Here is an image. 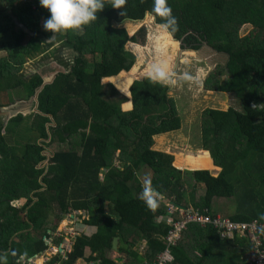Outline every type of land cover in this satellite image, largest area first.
Masks as SVG:
<instances>
[{"label":"trees","instance_id":"1","mask_svg":"<svg viewBox=\"0 0 264 264\" xmlns=\"http://www.w3.org/2000/svg\"><path fill=\"white\" fill-rule=\"evenodd\" d=\"M37 3L0 0V52L4 53L0 94L13 91L17 100L32 97L43 82L36 73L29 77L22 73L27 60L42 53L43 45L60 33L43 28L49 12ZM167 5L177 18L172 37L182 42V50L197 51L205 44L226 57L224 65H217L206 78L204 88L231 94L239 110L208 108L200 116L201 148L221 171L216 177L209 171L183 172L172 166L171 155L152 149L154 136L178 131L182 125L168 86L144 77L132 84L128 98L112 84L101 83L134 64V56L124 48L130 39L116 26L142 21L146 15L157 25L164 22L153 13V0H126L123 15L105 0L97 20L83 26L81 35L68 30L63 36L77 56L71 66L61 62L65 71L39 93L41 114L34 116L30 129H12L21 124L20 115L9 120L4 133L0 122V252L7 264H21V258L44 252L50 243L59 246L63 238L57 235L58 223L77 211L88 213L85 223L96 233L77 237L75 250L63 264H73L85 247L91 251L86 264H116L108 258L115 236L125 253L124 264L153 263L165 249L155 235L165 236L171 227L156 222L169 212L168 201L206 210L212 218L215 200L234 201L235 212L227 213L232 222L264 223V0H167ZM243 25L253 29L241 38L237 30ZM151 36L149 42H154L157 37ZM156 45L172 53L177 48L170 39ZM116 80L118 89L125 91L132 75L122 74ZM129 100L131 106L123 111L121 105ZM50 117L55 126L47 128ZM47 131L53 156L46 168H40L45 145L36 140L47 139ZM20 140L27 144L21 146ZM197 155L181 154L176 165L216 169L207 153ZM146 178L164 197H155L154 210L143 199ZM20 199L27 202L23 207L11 205ZM107 202L113 204L117 222L104 214ZM183 218L174 211L169 220ZM142 238L148 240V247L139 256L132 248ZM252 250L247 232L236 230L221 237L213 227L191 223L170 248L171 264H249ZM57 260L54 257L52 262Z\"/></svg>","mask_w":264,"mask_h":264},{"label":"crops","instance_id":"2","mask_svg":"<svg viewBox=\"0 0 264 264\" xmlns=\"http://www.w3.org/2000/svg\"><path fill=\"white\" fill-rule=\"evenodd\" d=\"M32 0H29V2H31ZM39 1V0H38ZM26 2H28L27 0H26ZM140 22V21H139ZM139 22H126V23H124V24H131L132 26H136V24H138ZM123 24V25H124ZM117 28H119L120 26L118 25V26H116ZM159 27V26H158ZM123 29V28H122ZM141 29V28H140ZM139 28L138 29H135L134 30V32H133V37H129L128 36V34H127V36H128V38L130 39V42L129 43H131V47H136V52L135 53H137V55H139V56H135L134 54H132V52L131 51H129V50H127V48H126V44H125V46H124V48H125V50L126 51H129L133 56H134V64H133V66H132V68L129 70V71H122V72H120L118 75H116V76H113V77H109V78H104V79H102L101 80V83L102 84H108V83H110V84H112L113 86H114V88L120 93V94H122V95H124V96H126V97H128V98H130V94H129V90H130V87L132 86V84L135 82V81H138V80H142L144 77H148L149 78V76H148V69L147 70H143V71H140L141 72V74H139L140 76H138V73H139V70H140V67L142 66V63H141V58L142 59H145L143 56H144V52H140L139 51V49L138 48H143V46L141 45L142 44V42L140 41V40H138V38L136 37V31L137 32H139V30H140ZM125 30V29H124ZM75 32V34H79V35H81L83 32H84V30H82V32H77V31H74ZM145 32L147 33V30H145ZM127 33V32H126ZM151 33H153L152 31H150V37H151ZM156 33L157 34H159L160 33V31L158 30V31H156ZM132 36V35H131ZM54 37H56V36H54ZM53 37V38H54ZM169 37L171 38V40L172 41H175L176 43H177V48H176V51H178V53L175 51V52H173L172 53V49H170L169 50V53H168V55L166 56V57H163L162 59H164V60H166L167 61V63H168V66L171 68V67H180V66H183V64H181L182 62L184 63L185 61H190V63H191V61L192 62H196V60L194 59V56L193 55H197V57H196V59L197 60H202L203 61V66H202V64L200 65V66H198L197 68H199V70L200 69H203V73H204V70H205V68L206 69H208L209 68V66L205 63V59H202V57H204L205 56V53L206 52H204L203 50H201V48L199 49V50H197V51H191V50H184V52H183V54H184V56L185 57H182L181 55L180 56H178L179 55V53L180 52H182V49H181V44H182V42L181 41H177V40H175L173 37H172V35H169ZM133 38L135 39V40H133ZM62 41V40H61ZM47 42H49V41H47ZM46 42V43H47ZM45 43V44H46ZM127 43V42H126ZM179 45V46H178ZM148 46V45H147ZM179 47V48H178ZM68 49H70V50H68L67 51V53H69V54H71L72 55V52H75L72 48H70L69 46H68ZM154 50V49H153ZM180 51V52H179ZM76 53V52H75ZM150 54H151V56H149V58L150 57H152V59L154 58V60H155V62H156V57H157V54H156V52L154 51V53L152 52V51H150ZM136 59H137V64L135 63L136 62ZM180 59H182L181 60V63H178L177 64V61H179ZM150 60V59H149ZM136 64V65H135ZM221 65H224V63L223 64H221ZM69 66H71V65H69ZM138 66H139V70L137 71V69H138ZM64 68V67H63ZM65 70V69H64ZM138 72V73H137ZM178 70L176 69V73H177V77L176 78H178V76L180 75V74H182V70H180V72H179V75H178ZM131 74L132 73V82H131V84L127 87V89L125 90V91H121V90H119L118 89V86H117V80H116V78H118V77H120L122 74ZM58 74V73H57ZM56 74V75H57ZM210 74H208V76H209ZM207 76V77H208ZM206 77V78H207ZM206 78H204L203 77V83H202V87L204 88V82H205V80H206ZM181 82H178L176 85H166V86H168V96L169 97H172V96H170L169 95V93H171V95L173 94V92L175 91V90H177L178 88V91H181V89H180V87H181V84H180ZM186 86H188L187 87V89H191V86H189V85H187L186 84ZM186 89V90H187ZM205 89V88H204ZM207 91H210V90H207ZM213 92H216V91H213ZM217 93H219V92H217ZM176 94V93H175ZM222 94H224V96L223 97H228V98H230L228 95H230L232 98H234L231 94H228V93H222ZM225 94H227V95H225ZM193 97V95H191V93L189 94V97ZM174 100H175V98H174V95H173V97H172ZM16 101H28V99L26 100V99H19V100H17L16 99ZM16 101H14V102H16ZM235 101V100H234ZM194 102V101H193ZM175 103H176V100H175ZM217 103L219 104V101H217ZM226 102L225 101H223V100H221L220 101V105H224ZM124 105H129V107L131 106V102H130V100L129 101H127V102H125V103H123L122 105H121V108L124 106ZM176 107H177V104H176ZM206 109H208V108H206ZM211 109V108H210ZM37 110H38V106H37ZM205 110V109H204ZM204 110H202L201 111V113H200V116H201V114H202V112L204 111ZM214 110H218V109H214ZM220 110V109H219ZM227 110V109H226ZM226 110H220V111H226ZM36 114H38V113H34V112H31V113H27V114H18V115H20V116H22V118H23V120H22V122H21V124H19V125H16V126H13L12 127V129H14L16 132H18V131H23V130H25V131H27L28 129H30V127H31V124H32V122H33V118H34V116L36 115ZM17 115V116H18ZM16 117V116H15ZM15 117H12V118H15ZM12 118H10L9 120H11ZM1 119V118H0ZM9 120L5 123L4 122V119H2L0 122H2V127H3V133H4V129L7 127H9L8 126V123H9ZM50 120H51V124L50 125H47V128H49L50 126H55V123H54V121H53V119L50 117ZM182 126V125H181ZM181 129V128H180ZM179 129V130H180ZM47 133H48V138L47 139H38V140H36V143L37 144H39V145H41V146H44V151H43V153H42V155L44 156V161H42V163L40 164V165H38V166H40V168L41 167H44V168H46L47 166H48V161H49V159L53 156V152H52V150L47 146L49 143H50V141H51V134L47 131ZM178 133L179 132H170V133H165V134H161V135H157V136H154L153 137V141H154V144H155V140H154V138L155 137H158L157 139H156V141L158 142V145H161L162 143L163 144H165L164 145V147L166 146V145H168L169 143H171V148H170V150H176V148H177V146H179V147H181V148H184L185 150H184V154H186V153H189V154H191L192 156H198L197 155V153L198 152H202V153H207V155H208V158L210 159V162H211V165H212V167H214V168H216L215 170L213 169V170H189V169H187L186 167H184V164H183V162H181V164H180V166H177L176 165V159L174 160V158H173V162H172V166L175 168V169H177V170H180V171H183V172H187V173H189V172H194V171H209L211 174H212V176H214V177H216L217 175H218V173L221 171V169L219 168V167H217V166H215V164H214V162H213V159H212V157H211V155H210V153L208 152V151H206V150H203L202 148H201V138H200V141H199V145H198V148L196 149V150H193L192 148H191V146L188 144V145H184L183 144V142L185 141V139H183L182 138V136H181V134H180V139H179V137H178ZM174 138H176L173 142H172V140L174 139ZM19 140V139H18ZM20 143L22 144L21 146H25L26 144H27V141H21L20 140ZM154 144H153V147H154ZM162 144V145H163ZM153 147H152V149H153ZM153 150H155V151H159V152H163V151H160V150H158V149H153ZM47 153H48V155H47ZM163 153H166V154H169V155H171V152H163ZM184 154H182V155H184ZM172 156V155H171ZM173 157V156H172ZM45 162H46V164H45ZM149 172L147 171L146 173H144V175L147 177V176H149ZM155 192V197L157 198V199H164V197L162 196V195H159V193L157 192V191H154ZM27 202H26V200L25 199H20V200H16V201H14V202H12V206L13 207H15V208H21V207H23L25 204H26ZM167 206L169 207V212H167V215L166 216H162V217H159L157 220H156V222L157 223H164L165 225H172V221H170L169 220V217L171 216V214L172 213H170V209H172V211L174 212V211H179L180 212V214H183L184 215V213L186 212V210H188V209H193V210H198V208H193L192 206H189L188 208H186V207H184V206H181V205H178V204H176V203H174V202H170V201H168L167 202ZM177 206H180V207H184L185 208V210H182V209H179V208H177ZM108 211H110V212H108ZM200 211V210H199ZM213 211L215 212V215L214 216H220V217H224V218H228V216H227V213L226 212H222V211H220L219 209H217V207H215L214 209H213ZM202 212H206L207 213V211L206 210H202ZM104 214L106 215V216H109V217H111L114 221H118V219H119V216H118V214L114 211V207H113V204L112 203H109V202H107L106 204H105V209H104ZM213 216V217H214ZM66 217H67V219H68V222L65 220V224H66V227L69 229V230H72V226L74 225L75 227L76 226H79L80 227V234H78L77 232H78V229H77V232L76 233H71V234H66V233H61L60 231H58V233H57V235L58 236H61L62 238H63V242L59 245V246H54V245H52L50 242V244L48 245V249L47 250H45L44 252H41L36 258H34L33 260H32V264H63L64 262H66V261H68L69 260V256L73 253V251L75 250V242H76V238L77 237H80V236H85V237H91L93 234H95L96 233V228L95 227H93V226H90V225H88V224H86L85 223V220H89V215H88V213H86V212H83V211H77V212H71V214H68V215H66ZM230 219V218H229ZM62 222H63V219L61 220ZM60 221V222H61ZM59 222V223H60ZM253 222V221H252ZM255 222H258V223H261V224H264L263 222H259V221H255ZM59 223H58V225H59ZM246 223H250V222H246ZM81 225V226H80ZM81 227H82V229H81ZM171 228V227H170ZM170 230V229H169ZM169 230H168V232H169ZM73 232V231H72ZM168 232H167V234H168ZM89 233V234H88ZM166 234V235H167ZM75 235V236H74ZM165 235V236H166ZM165 236H162V235H155V238L156 239H159L162 243H164L165 244V248H166V242L164 241V238H165ZM115 237H118V236H115ZM114 237V238H115ZM114 238L112 239V242H113V240H114ZM112 242H111V249L108 251V258L109 259H111V260H113V262H115L116 264H124L125 263V253L124 252H120V247H121V245H120V238L118 237V243H117V245H116V251L115 250H113L112 249ZM69 245V246H68ZM66 246H68V247H66ZM147 247H148V240L146 239V238H142V239H140L137 243H136V245L132 248L133 249V251L134 252H136L139 256H143L144 255V253H145V251H146V249H147ZM59 249H61V250H59ZM55 251H56V253H55ZM1 253V255H3L2 254V252H0ZM91 256V251H90V249H89V247H85L84 249H83V256L82 257H80V258H78V259H76L75 261H74V263L73 264H86L87 263V261H88V258ZM54 257H59V260H57V261H54V262H52V260H53V258ZM119 260V261H118ZM96 263H98V262H96ZM144 263H145V261H144ZM152 264V263H151Z\"/></svg>","mask_w":264,"mask_h":264},{"label":"rangeland","instance_id":"3","mask_svg":"<svg viewBox=\"0 0 264 264\" xmlns=\"http://www.w3.org/2000/svg\"><path fill=\"white\" fill-rule=\"evenodd\" d=\"M29 2V0H27ZM37 1V0H35ZM39 3L35 4L38 5ZM34 7V6H33ZM3 7L0 4V10H2ZM159 25L155 24L154 18L151 15H146L144 17V19L142 21L139 22V24H136V29H143L147 30V33L145 31L143 32H137L136 31V37L138 38V40H140L142 42V46L144 48V50L142 52H144V58H141V63L142 66L140 67L139 70V66L137 71L139 70L138 76H140L139 74H141L140 71L143 70H147L149 68V66L155 62L154 58L152 59V57L149 58V56H151L150 51H152L154 53V50L158 52V55L156 57V61L162 59L163 57H165L164 55H168L169 51L166 49H162L159 46H157L156 44L157 41L159 40V43L161 42V39H166V40H171V38L169 37L168 34L162 33L158 27ZM134 27V28H135ZM119 28H123L125 29V31L127 32L129 37H133V32L131 29L129 28L128 24H124V25H120ZM253 27L251 25H243L241 27L238 28L237 30V34L239 37L243 38L245 36H247L251 31H252ZM160 31L159 34L156 33V31ZM150 31H152L153 33H151L152 35L156 36L157 38L154 40V42H149L150 39ZM65 31L60 32L59 36H57V38L52 41L50 40L49 42H47L46 44L43 45V51L42 53H40L38 56H36L33 59H28L26 64L23 67L22 73L26 76L29 77V75L32 74H38L42 77V79H47V78H51L54 74H57L59 72H63L65 71L63 68V66L59 65L57 63V59H63L65 61V58H69L71 57L70 55L67 56V51L68 49H66L65 47H63V45L59 42L61 41V39L64 36ZM132 35V36H131ZM54 37V36H53ZM152 38V36H151ZM130 42V41H129ZM127 42L126 43V48L127 50L131 51L132 54H134L135 56L137 55L136 52V47H131V43ZM154 45H153V44ZM148 45V48L150 49L149 51L146 50V47ZM161 45V44H160ZM153 46V47H152ZM179 46V45H178ZM179 48V47H178ZM154 49V50H153ZM201 50H203L205 53V56L202 57V59H205V63L209 66L208 69L205 68L204 73H203V77L206 78L208 76V74H210L211 72L214 71V69L216 68L217 65H221L223 63L226 62V57L222 54H217L215 52H213L212 49L206 47L204 44L201 47ZM178 53V51H176ZM180 52V51H179ZM184 50H182V52L179 53L178 56L185 57L183 54ZM165 53V54H164ZM4 56V53L0 52V57ZM139 56V55H137ZM136 56V57H137ZM194 59L196 60V62H192L190 63V61H185L184 63H181L180 59L179 61H177L178 63L183 64V66L180 67H169L171 70L176 72V69L180 72V70H182V73L185 71L190 72L191 74L195 75L197 73V71L199 70V68H197L198 66H200L203 61L202 60H197L196 57L197 55H193ZM150 59V60H149ZM137 64V59L136 62ZM135 64V65H136ZM204 64V63H203ZM202 64V66H203ZM178 72V75H179ZM132 75V73H131ZM181 91L175 90L173 92V94L171 95V93H169L170 96L173 97L176 100V104H177V109L180 113L181 116V129L178 131H175L176 133H178V137L180 139V134L182 136L183 139H185V141L183 142V144L186 145H190L191 148L193 150H196L198 148V143L200 141V113L202 110L206 109V108H211V109H220V110H226L230 107L235 108L237 110H239V105L238 102L232 98L230 95H228L230 98L228 97H223L224 94L222 93H217V92H213V91H207L206 89H204L202 87V85H195L192 84L190 82H181ZM189 85L191 86V89H187ZM187 89V90H186ZM176 93V94H175ZM191 93V95H193V97H189V94ZM227 95V94H225ZM16 96L15 93L13 91H8L5 93H1L0 94V106H6L9 104H13L15 103L14 101H16ZM223 100L226 103L224 105H220V101ZM235 100V101H234ZM194 101V102H193ZM217 101H219V104L217 103ZM123 111H126L127 109H129V106L124 109L122 107ZM0 121L3 119L2 117H0ZM159 137V136H158ZM158 137H155V144L153 149H158L160 151L163 152H171V155L173 156L174 160L177 159L181 154H184V148H181L179 146H177L176 150H170L171 148V143H169L168 145H166L164 147L165 144H161L158 145V142L156 141V139ZM176 138H174L172 140V142L175 140ZM24 141V140H23ZM48 155V153H47ZM46 164V162H45ZM215 176V175H214ZM216 207L217 209H219L220 211H224L226 213L231 214L232 212H235V206H236V202L232 201L231 203L225 204L224 200H215L214 204H217ZM110 212V211H108ZM64 219L68 222L67 217L65 216ZM63 219V222L61 221L57 227V233L58 231H60L61 233H66V234H71V233H76L77 229H78V234H80V227L79 226H72V230H69L66 227L65 224V220ZM81 226V225H80ZM82 229V227H81ZM73 231V232H72ZM89 234V233H88ZM75 236V235H74ZM69 246V245H68ZM66 246V247H68ZM56 253V251H55Z\"/></svg>","mask_w":264,"mask_h":264},{"label":"clouds","instance_id":"4","mask_svg":"<svg viewBox=\"0 0 264 264\" xmlns=\"http://www.w3.org/2000/svg\"><path fill=\"white\" fill-rule=\"evenodd\" d=\"M125 3L126 0H111L112 8L121 10L120 15L124 14L123 6ZM39 4L49 12L48 18L43 23V28L52 33L68 30L82 32V27L97 20V13L105 8V0H39ZM152 11L164 20L159 25L162 33L172 35L176 32L177 18L172 15V9L167 5V0H153ZM157 43L159 44V40ZM148 76L153 82L162 85L190 82L199 86L203 83V69L198 70L195 75L185 71L176 78L177 73L169 68L167 61L164 59H160L149 66ZM143 199L149 209L154 210L157 207V200L151 187L150 178L145 179ZM39 254L27 260L21 258L20 263L23 264V261L27 263L30 260L32 264V260ZM0 264H7L6 255H0Z\"/></svg>","mask_w":264,"mask_h":264},{"label":"built area","instance_id":"5","mask_svg":"<svg viewBox=\"0 0 264 264\" xmlns=\"http://www.w3.org/2000/svg\"><path fill=\"white\" fill-rule=\"evenodd\" d=\"M170 209V213H172ZM199 224L202 227H213L221 237L231 236L233 231L241 233L247 232L250 234L253 250L248 254L249 264H264V224L258 222L238 223L232 222L229 218L220 216L210 217L206 212L199 210L188 209L184 213V218L181 221L173 222L168 234L165 236L166 248L156 257L152 264H171L173 256L170 248L176 245L181 237L182 231L191 224ZM23 264H31L30 260L22 262Z\"/></svg>","mask_w":264,"mask_h":264},{"label":"water","instance_id":"6","mask_svg":"<svg viewBox=\"0 0 264 264\" xmlns=\"http://www.w3.org/2000/svg\"><path fill=\"white\" fill-rule=\"evenodd\" d=\"M213 52L215 51L213 50ZM55 77H56V74H54L51 78L43 79L42 85L35 91L34 95L30 97L28 101H16L15 103L10 104L8 106H0V117H3L4 122L6 123L10 118L17 116L18 114H27V113L29 114L31 112L41 114L37 110L38 95L44 86L50 85L54 81ZM177 208L185 210L184 207L177 206ZM117 243H118V237H115L112 242V249L115 251H116Z\"/></svg>","mask_w":264,"mask_h":264},{"label":"flooded vegetation","instance_id":"7","mask_svg":"<svg viewBox=\"0 0 264 264\" xmlns=\"http://www.w3.org/2000/svg\"><path fill=\"white\" fill-rule=\"evenodd\" d=\"M71 33H74L75 34V32L73 31V30H69ZM67 34V31H65V33H64V35H66ZM62 40V39H61ZM62 45H63V47H65L66 49H68V46L63 42V40L62 41H59ZM68 50H70V49H68ZM70 54L68 53L67 54V56H69ZM71 57H69L68 59L67 58H65V61L62 59H57L56 61H57V63L59 64V65H61V66H63L62 64H61V62H63V63H65V64H67V66L68 65H72V63H73V61H74V59L76 58V56H77V53H75V52H72V55H70ZM59 61H60V63H59Z\"/></svg>","mask_w":264,"mask_h":264}]
</instances>
